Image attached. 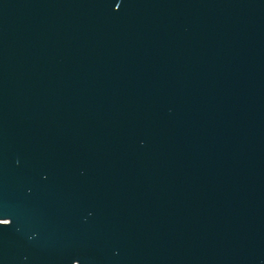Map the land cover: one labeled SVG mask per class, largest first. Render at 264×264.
<instances>
[{
    "label": "water",
    "instance_id": "1",
    "mask_svg": "<svg viewBox=\"0 0 264 264\" xmlns=\"http://www.w3.org/2000/svg\"><path fill=\"white\" fill-rule=\"evenodd\" d=\"M0 264H264V0H0Z\"/></svg>",
    "mask_w": 264,
    "mask_h": 264
}]
</instances>
